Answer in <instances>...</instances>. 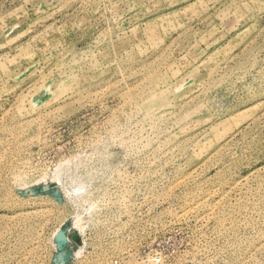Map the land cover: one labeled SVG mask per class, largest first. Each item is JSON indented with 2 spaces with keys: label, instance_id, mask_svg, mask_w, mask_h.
Returning <instances> with one entry per match:
<instances>
[{
  "label": "rangeland",
  "instance_id": "374dc122",
  "mask_svg": "<svg viewBox=\"0 0 264 264\" xmlns=\"http://www.w3.org/2000/svg\"><path fill=\"white\" fill-rule=\"evenodd\" d=\"M0 264H264V0H0Z\"/></svg>",
  "mask_w": 264,
  "mask_h": 264
}]
</instances>
